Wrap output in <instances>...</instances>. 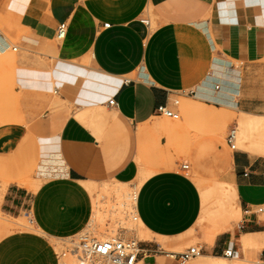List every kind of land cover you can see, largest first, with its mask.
<instances>
[{
    "label": "crops",
    "instance_id": "obj_1",
    "mask_svg": "<svg viewBox=\"0 0 264 264\" xmlns=\"http://www.w3.org/2000/svg\"><path fill=\"white\" fill-rule=\"evenodd\" d=\"M8 1L16 6L17 23L32 24L33 17L40 16L33 31L50 32L60 21L69 23L48 75L55 79V93L61 97L49 100V107L54 103L62 109L63 97L74 89L78 94L73 87L78 88L84 79L102 88L100 100L114 98L116 105L108 106L109 98L108 109L96 103L76 106L87 111L101 107L98 112L109 118L95 124L89 117V124H84L71 112L62 113V122L50 127V135H38L42 146L34 179L12 182L1 199L4 214L18 217L28 212L38 229H16L3 236L0 264H60L56 241L89 226L91 194L84 184L106 178L134 181L139 173L134 141L157 129L158 106L178 107L174 97H181L185 104L197 100L232 109L250 125L256 122L253 116H264V49L254 44L248 50L246 38L248 25L256 32L264 27L262 2L238 20H218L210 17L214 0H0V6ZM146 19L148 24L142 22ZM0 46L3 57L10 44L1 32ZM76 60H88L89 65ZM20 110L0 115V157L7 161L21 155L34 138L35 118ZM231 118L226 115L222 121L228 130H237L238 117ZM107 125L123 134L120 139L106 137ZM244 146L232 150L227 173L240 218L232 228L225 226L227 230L200 244L199 264H218L210 257H224L229 264L233 260L250 263L225 257L223 252L230 247L243 257L244 249L262 246L257 256L264 260V147L252 141ZM184 164L143 171L148 176L135 203L149 235L172 238L177 246L188 238L202 207L200 190ZM150 246L160 250L140 254L136 264H182L160 244L144 245Z\"/></svg>",
    "mask_w": 264,
    "mask_h": 264
},
{
    "label": "rangeland",
    "instance_id": "obj_2",
    "mask_svg": "<svg viewBox=\"0 0 264 264\" xmlns=\"http://www.w3.org/2000/svg\"><path fill=\"white\" fill-rule=\"evenodd\" d=\"M258 2L264 3V0H214L210 17L218 20H232L234 18L238 20L240 16L251 14V10ZM15 9L16 6L13 1H8L2 7L0 6V32L3 33L10 44L9 51L3 57L0 56V59L2 58V64L0 65V115L10 109L17 110V108L21 109L20 111L23 114H33L35 118V133L33 140L30 141L21 155L9 161L5 157H0V239L11 232L12 229L30 231H37L38 229L32 224V229H29V227L28 229L24 228L26 223L21 225V223L25 222L24 218H26V222L29 220L30 214L27 212L14 217L1 211V199L6 187L12 182L19 180L24 182L32 181L35 177L42 146L41 138L38 135H50V127H57L62 122L63 118L60 116L62 113L70 115L71 112V115L77 120L84 121V124H89L85 114H79L80 111L77 110L76 106L96 103L108 109L106 102L110 98L100 100L102 88L92 84L88 79H84L82 83L78 84V88L77 85L73 87L77 89L78 94H76L77 92L74 89L71 90L72 92L68 96L63 97L66 99L63 103H66V105L62 109L55 108L54 103L52 106L50 104L49 107L47 103L49 100L51 101L54 97H61V93H55V79H49L48 77L49 73L51 75V69L56 60L58 44L62 41V39L57 37V27L61 21L54 28L50 27V32L33 31L31 28L36 27L40 16L33 17L35 23L20 24L15 21ZM64 22L69 26L68 21L64 20ZM152 26H155L153 19ZM247 27L248 50L254 44L264 49V27L258 32L249 25ZM14 47H17L16 51L13 49ZM76 62H85L89 65L88 60H76ZM176 99L179 100L178 107H172V109L180 114L179 119H171L161 115L155 118L158 123L156 130H152L148 136L135 139L134 148L138 152L135 159L139 164V173L134 181L121 182L113 178H106L100 182L84 185L91 197L96 200L101 196L102 189L107 185L114 187L119 185L124 191L130 190L135 195V191H138L139 184L141 185L143 180V171L177 168L186 162L189 165L187 174L198 186L202 199L199 218L191 232L187 234L188 238L182 241L183 243L180 246H175L172 238L161 239L155 235L146 234L139 226V220L135 218L137 217L135 208L128 209V212L125 213L127 218L123 217L124 220L115 213L106 217L105 226L101 227L103 224H98V226L93 224L94 226H86L84 230H91L99 238L106 231V227H113L117 230L116 233L115 231L111 232L112 234L106 232L105 235L115 236L124 232L123 236L136 240L142 247L156 242L165 251L180 252L190 246L204 245L210 241L209 238L212 233L227 230L224 229L225 226L232 228L237 224L240 215L239 217L235 216V191L232 187V182L227 179L232 149L226 143L228 124H224L222 118L226 115H231V120L234 117H238L237 147L244 148L245 141L249 143L252 141L263 148L264 116H253L252 118L256 122L245 130L239 124L241 113L237 114L234 110L225 107L207 106L197 100H190L189 103L185 104L181 97H174L173 100ZM190 103L194 104V106L191 105L194 109L193 111ZM96 109L95 111L98 113L102 108L98 107ZM49 114L59 115L50 118ZM208 115L215 117L210 118L207 117ZM94 122L98 123V120L91 123ZM104 133L107 138L112 140H115V138L120 139L123 135L113 129L111 125H107ZM164 135L166 137H164L163 145L159 150L160 140ZM254 152L257 153L258 151ZM3 161L7 162L2 163ZM220 183H223V187L219 186ZM132 184H138L137 189ZM34 186L37 188L39 185ZM114 189L105 199L107 200L106 205L108 206L106 209L108 210H116L117 208L114 205L121 193ZM133 205L135 206V203ZM118 220L123 221V223ZM27 226L29 225L27 224ZM127 227H131V232ZM66 244L68 243L57 240V250L59 252L63 251ZM150 248H154V246H150ZM261 250L262 246H253L243 250V257L236 253L230 259L244 258L250 260L249 264H264V260L257 256ZM68 258L70 259V257H66L67 260H69ZM63 259L65 257L62 258L61 263ZM71 259L69 260L70 264H74L72 262L75 261L74 258L72 257ZM195 261H197L196 264H199L202 261V257L198 256L186 264H194ZM231 263L245 264L239 260H233Z\"/></svg>",
    "mask_w": 264,
    "mask_h": 264
},
{
    "label": "built area",
    "instance_id": "obj_3",
    "mask_svg": "<svg viewBox=\"0 0 264 264\" xmlns=\"http://www.w3.org/2000/svg\"><path fill=\"white\" fill-rule=\"evenodd\" d=\"M145 24L149 23V20L142 21ZM108 27L110 24H104ZM68 24L66 22H60L57 27V37L64 39L68 32ZM15 51L17 47L13 48ZM219 88V86H217ZM174 104H179V100H174ZM108 106L116 105L114 98H110L107 102ZM157 113L164 115L171 119H179L180 114L169 107L167 104L157 107ZM237 133L234 128L229 129L226 135V143L234 150L236 145ZM184 168L188 169V165L184 164ZM29 222L33 225L34 221L30 215ZM62 242H67L63 251H58V256L62 259L64 257H73L75 264H136L140 254H147L157 252L160 248L142 247L139 242L132 238H126L123 234L115 235L111 238H98L91 230H83L76 236L70 237ZM203 253V247L200 244L190 246L187 249L180 252L169 251L168 255L172 258L178 259L182 264H185L201 256ZM224 256L231 258L236 252L233 248H227L223 252Z\"/></svg>",
    "mask_w": 264,
    "mask_h": 264
},
{
    "label": "bare ground",
    "instance_id": "obj_4",
    "mask_svg": "<svg viewBox=\"0 0 264 264\" xmlns=\"http://www.w3.org/2000/svg\"><path fill=\"white\" fill-rule=\"evenodd\" d=\"M2 46H0V48H1ZM6 47V46H5ZM3 52V51H2ZM219 73V72H218ZM77 110H79L80 111V113L79 114H85V117L87 118V120H88V118L90 117V122H92V121H97L98 120V124L100 123V124H103L104 122H106L107 120H108V116L107 115H103L102 113H96V111L95 110H97V109H90V111H87V109H82L81 107H78L77 108ZM95 124H96V122H94ZM239 124L241 125V127L242 128H244L245 130L246 129H248V127H249V125H250V120H248V119H240V121H239ZM237 131V130H236ZM236 139H237V137H236ZM261 152H264V151H261ZM47 164V163H46ZM48 165V164H47ZM46 166V165H45ZM50 169V168H49ZM43 172V171H42ZM48 172H49V170H48ZM148 176V173L147 172H144L143 173V180L146 178ZM142 180V181H143ZM142 181H141V183H142ZM132 186L134 187V188H136L137 189V187H138V184H132ZM220 187H223V183H220V185H219ZM139 187H140V184H139ZM114 188H116V189H114ZM115 190V191H119L121 194H119V196L117 197L118 198V201H116V203H115V205L114 204H112V205H114V206H117V208H116V210H108V209H106V207L108 206V205H106L107 204V200H105V199H107V195L109 194V193H111V191L112 190ZM103 191H101V196L96 200V199H93L92 197H91V203H92V213H91V217H90V221H89V224L88 225H92V226H94L93 224H97V226H98V224L100 225V224H103L101 227H103V226H105L104 225V221L106 220V217L109 215H112V214H115V213H117L118 214V217L119 218H121L122 220H124L123 219V217H125V218H127L126 217V215H125V213H127L128 212V209L130 208H135V206L133 205V203H136V196H137V193H138V191L136 190L135 191V195L134 194H132L131 192H130V190H126V191H124V189H122L121 188V186H116V187H114V186H105L103 189H102ZM108 200H110V199H108ZM91 205V204H90ZM111 205V206H112ZM28 213V212H27ZM109 213V214H108ZM27 216H29V215H27ZM235 216H239V212H236L235 213ZM30 218V217H29ZM28 218V219H29ZM136 219H138V216L137 217H135ZM25 219V222H23V223H21V225L22 224H25L26 223V225L28 224L29 226H27L26 227V225H25V227L24 228H27L28 229V227H29V229L31 228H33V226H31V223L29 222V223H27L26 222V218H24ZM34 220V219H33ZM139 220V226L141 227V229H142V231L143 232H145L146 234H149V232L147 231V229L144 227V225L142 224V222L140 221V219H138ZM119 221V220H118ZM121 221V220H120ZM119 221V222H120ZM122 223H123V221H121ZM112 226V225H111ZM128 228V227H127ZM129 229V231L131 230V227L130 228H128ZM9 230H11V229H9ZM13 230V229H12ZM100 230V229H99ZM104 230H105V227H104ZM35 231V230H34ZM115 231V233H116V229L115 228H113V227H106V231L105 232H103L102 230H101V232H103L101 235V237H103L104 239L105 238H111V237H113V236H110V235H105V233L106 232H108V233H111V232H114ZM125 231V230H124ZM100 232V231H99ZM122 232V231H121ZM131 232V231H130ZM119 233V232H118ZM123 234H124V232H122ZM128 233V232H127ZM112 234V233H111ZM126 234V233H125ZM211 234V233H210ZM215 233H212V235H211V237L214 235ZM100 236V235H99ZM101 237H99V238H101ZM125 237V236H124ZM175 245V244H174ZM175 246H177V245H175ZM170 247V246H169ZM62 249V248H61ZM202 256V255H201ZM226 257V256H225ZM72 257H70V259L69 260H72L71 259ZM210 259L211 260H213V261H215V262H217L218 264H229V261H228V259H226V258H224V257H210ZM69 260H67L66 259V257H65V259H63V262L61 263V264H70V262H69ZM75 260V259H74ZM72 262H74V264H75V261H72ZM73 264V263H72Z\"/></svg>",
    "mask_w": 264,
    "mask_h": 264
}]
</instances>
